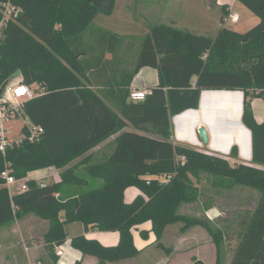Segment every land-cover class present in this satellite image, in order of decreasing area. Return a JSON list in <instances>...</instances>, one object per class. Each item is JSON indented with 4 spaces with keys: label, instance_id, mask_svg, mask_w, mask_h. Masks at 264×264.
Returning <instances> with one entry per match:
<instances>
[{
    "label": "trees",
    "instance_id": "1",
    "mask_svg": "<svg viewBox=\"0 0 264 264\" xmlns=\"http://www.w3.org/2000/svg\"><path fill=\"white\" fill-rule=\"evenodd\" d=\"M237 1L259 19L246 31L222 26L210 37L156 22L127 59L118 54L120 35L106 30L91 42L85 38L97 13L114 0H11L19 12L2 30L0 83L18 72L23 82L39 83L46 91L25 104L28 118L44 128L41 139L7 148L5 158L17 180L43 168L65 169L58 181L28 178L26 189L12 193L0 178V227L31 213L47 220L42 241L57 246L67 239L68 223L116 231L118 241L109 246L83 234L70 238L73 248L105 264L139 253L132 234L139 225L149 222L140 237L148 239L151 232L152 243L166 249L160 241L165 228L182 222L181 231L203 227L215 245V264H224L222 230L178 212L199 196L192 178L207 173L213 187L259 193L228 264H264V120H255L249 103L264 101V0ZM143 67L156 69L157 82L144 99L133 101L132 80ZM202 90L243 92L250 164H231L227 156L172 140V117L196 109ZM108 140L102 159L95 161L92 150ZM229 156L238 158L236 147ZM3 159L0 152V171ZM131 186L139 194L126 202L124 191ZM190 264L205 263L192 256Z\"/></svg>",
    "mask_w": 264,
    "mask_h": 264
},
{
    "label": "crops",
    "instance_id": "2",
    "mask_svg": "<svg viewBox=\"0 0 264 264\" xmlns=\"http://www.w3.org/2000/svg\"><path fill=\"white\" fill-rule=\"evenodd\" d=\"M124 3H126V0H114V3L111 7L103 8L100 11L106 14L107 17L115 18L123 22L136 21V23H138V21H147L148 23V21L152 20L151 24H153L156 22L159 23L158 21H161L162 19H173V15H180L183 17V15L187 16V14L194 13L195 8H197L199 4L201 10L200 12H204L205 14L212 12L213 15H211L213 20L217 17L218 22L216 19L215 25L220 28L222 26L227 27L225 25V17H227L228 14L236 13L233 12L232 9L235 7V4H237V1L133 0L130 6L124 5ZM187 4L194 5L193 9L190 8V6H186ZM216 11L220 12L221 14L216 13V15ZM239 19L240 18L238 16V21ZM219 22L220 25L218 24ZM171 23L173 24L174 22ZM116 25L114 24V27ZM135 25L140 26L138 24ZM113 32L121 35L117 30H114ZM106 56L109 57V55ZM145 68L146 67L141 68L134 76L131 84V90L149 89V87H152L156 84L157 80L152 84H141L136 82L135 77L139 75L140 72L145 70ZM243 100L244 94L240 90H202L199 97L198 107L196 109H187L172 117V140L180 144L190 145L194 148L204 150L209 153L227 156L229 162L232 164L238 162L250 164L252 162L251 131L242 122ZM249 103L255 120L257 122H262L264 120V101L261 98H251L249 99ZM198 127H203L205 129L207 133L206 142L202 141L198 132ZM108 142L109 140L101 143L92 151L96 152L98 147H104ZM233 147L237 148V159L229 156ZM104 151L102 150L100 154L96 152L98 156H96L94 160H101ZM77 161L78 159L73 161L71 164H75ZM64 169L65 168L55 169L49 167L35 170L30 172L23 180L29 178L34 179L39 184H48L58 181L60 179V173ZM80 173L85 174V171L81 169ZM98 182L99 181L96 180L95 183L98 184ZM235 187L236 186L231 187L228 190L229 196L230 193L233 194L236 192L237 189H235ZM18 188L19 186L16 187L14 191H16ZM71 190H73L72 184L67 186L66 192H70ZM137 194H139V190L136 187H128L124 191V199L126 202H130ZM205 204V201L204 204L201 203V209L202 213L208 218V220L214 223V218L216 219L220 216L221 219L223 218L222 212H220L216 206H208V204ZM232 216L233 218H236L235 221L237 220L241 225H243V223L246 221V218L242 214L238 217V219L237 216L235 217L234 215H230L229 217L226 216L227 219H224L223 222H234L231 220ZM19 219L20 223L22 222L24 224V228H22L24 231L22 232H24L23 238L27 244V247H25L27 264H73L76 260L81 261L83 264H99L95 256L82 254L79 250L73 248L70 244V238L83 234L87 238L96 239L101 244L107 246L115 245L118 241V233L116 231L96 230L94 228L85 227L82 222H78L80 224V232H71L70 234L68 232L67 226L71 225V223H68L64 226L67 239L62 244L67 246V248H63L61 255H56L55 252L59 246L51 243H45L41 239L42 234L47 230L48 227V223L45 221V219L39 218L31 213L26 214ZM149 227L150 223L145 222L132 230L134 244L138 249H141L135 257L113 262H106L105 264H145V261H141L145 260L141 256L145 250H148L150 245L153 244L152 240L154 235L150 232L148 233V239H143L139 235V230L148 229ZM39 236L40 238H37ZM208 238L209 239H207V241H197V245L194 247H186L185 250H178V245L185 243L187 239L186 236L182 234L176 235L174 241L176 245L174 248L175 250H172L170 253L166 254L165 257L162 256L163 259L160 260L159 263L190 264L191 257L196 256L202 259L205 264H215V245L213 244L210 237ZM206 248L209 255L202 252V250H206ZM228 262L229 261H227L226 264H228Z\"/></svg>",
    "mask_w": 264,
    "mask_h": 264
},
{
    "label": "rangeland",
    "instance_id": "3",
    "mask_svg": "<svg viewBox=\"0 0 264 264\" xmlns=\"http://www.w3.org/2000/svg\"><path fill=\"white\" fill-rule=\"evenodd\" d=\"M133 0H126L124 5L130 6ZM237 1V0H235ZM190 6L193 9L194 5H186ZM200 7L195 8V14L190 13L183 15H173V19L167 18L162 19V23H167L170 25H174L179 27L183 30H188L191 32H196L200 34H205L206 36L214 37L219 27L215 25V21L217 19L212 18V12L210 13H202L200 12ZM233 12H236L239 16L238 22H231L227 17H225V25L227 28L239 30V32L246 31L247 29L251 28L258 22V17L250 12L245 6L240 4L237 1L235 7L232 9ZM220 13L218 11L215 12ZM212 14V15H211ZM221 14V13H220ZM217 15V14H216ZM215 16V15H214ZM252 17V18H251ZM152 20L148 21H136L126 22V21H119L115 18L107 17L106 14L102 13L101 11L90 24L89 28L85 32V38L88 41H92L95 39V34L99 33L100 31H111L117 30L122 37V45L119 50V55L122 57H132L136 51L138 50V44L141 41V38L144 34H146L149 30ZM171 22H174L173 24ZM218 22V19H217ZM114 24L116 25L114 27ZM119 24V25H118ZM138 24L140 26H136ZM217 24V23H216ZM220 25V22L218 23ZM222 26V25H221ZM143 27V29H142ZM116 28V29H115ZM218 28V29H217ZM98 35V34H97ZM128 68L130 64H125ZM20 79V74L15 72L9 77L11 81H18ZM136 82L141 84H152L154 81L157 80V71L154 68L146 67L145 70L140 72L139 75L135 77ZM144 88V87H143ZM107 146L98 147L96 152L99 154L101 151L106 150ZM232 164V163H231ZM83 174V173H80ZM195 185L198 187L199 196L198 198L190 203H183L178 209V212L181 214H188L191 216H198L201 218H205L208 220L206 216L202 213L201 203L204 204V201L208 206H216L220 212H222L223 218L217 217L214 218V223L211 222V225L217 227L222 230L224 235L223 240V254H224V264L230 260L233 251L238 242V233L243 232V225L238 223V221L231 217V220L234 222H223L224 219H227L226 216L234 215L237 216V219L240 215H244L245 218L251 213L252 209L254 208L255 201L259 193L256 190H252L247 187L243 186H236V192L233 194L228 193L230 188H216L212 186V176L207 173H201L198 178H192ZM23 183V180H18L14 184L9 187L10 191H14L16 187L20 186ZM238 191V192H237ZM228 193V194H227ZM205 204V205H206ZM204 205V206H205ZM247 211V212H246ZM249 211V212H248ZM34 215V214H33ZM18 221L20 219H17ZM13 220L9 223H6L0 227V264H27L26 260V250L27 244L24 241V236L22 228H24V224L20 221ZM23 221V220H21ZM47 222V220H45ZM22 226H21V225ZM183 226L182 222L171 224L167 226L164 230L163 236L161 238L162 244L166 249H162L156 246V244H151L148 250H145L143 255L141 256L145 260V264H162L159 263L162 260V256L165 257L166 254L170 253L172 250L174 251L176 245L174 243L176 235H184L186 236V242L178 245V250H185L186 247H194L197 245L198 242L207 241L209 239V234L207 231L197 225L188 228L185 231H181V227ZM68 232H80V224L78 222L71 223V225L67 226ZM36 238V237H35ZM37 238H40L37 237ZM211 239V237H210ZM154 240V238H153ZM152 240V241H153ZM63 248H67V246L62 245L59 246L57 249L63 250ZM203 253L209 255L206 250H202ZM48 260V259H47Z\"/></svg>",
    "mask_w": 264,
    "mask_h": 264
},
{
    "label": "built area",
    "instance_id": "4",
    "mask_svg": "<svg viewBox=\"0 0 264 264\" xmlns=\"http://www.w3.org/2000/svg\"><path fill=\"white\" fill-rule=\"evenodd\" d=\"M0 12L1 40L3 28L6 26L7 21L19 12V7L13 4L11 0H7L1 3ZM228 19L231 22H237L238 14L230 13L228 14ZM45 91L44 85L39 83L27 84L22 81L21 77L18 81H11L7 78L3 83H0V152L4 158L0 178L4 181V185L7 186L8 190L18 180L11 173V163L5 158L6 150L24 141L37 142L41 139L44 128L28 118L25 113V104L34 96L42 94ZM150 93V89H132L130 99L139 101ZM24 189H26L25 180H23V183L17 190ZM12 192L9 190V193ZM55 253L56 255H61L62 250L57 249Z\"/></svg>",
    "mask_w": 264,
    "mask_h": 264
},
{
    "label": "water",
    "instance_id": "5",
    "mask_svg": "<svg viewBox=\"0 0 264 264\" xmlns=\"http://www.w3.org/2000/svg\"><path fill=\"white\" fill-rule=\"evenodd\" d=\"M198 132H199V135H200L202 141L206 142L207 141V133H206L205 129L203 127H199Z\"/></svg>",
    "mask_w": 264,
    "mask_h": 264
}]
</instances>
